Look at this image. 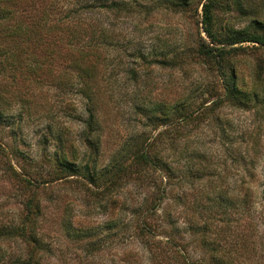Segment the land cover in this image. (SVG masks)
Instances as JSON below:
<instances>
[{"label": "rangeland", "instance_id": "1", "mask_svg": "<svg viewBox=\"0 0 264 264\" xmlns=\"http://www.w3.org/2000/svg\"><path fill=\"white\" fill-rule=\"evenodd\" d=\"M77 1L15 0L5 7L9 18L0 19V229L22 226L25 204L33 199L40 208L27 228L44 245L38 253L40 264H175L160 251L167 239L162 230L161 235L147 238L138 234L136 223L129 222L124 207H138L143 195L135 184L123 181L118 195L110 200L80 179L55 180L46 175L52 171L48 158L57 146L68 156L76 153L78 160L88 151L78 146L86 115L77 94L76 73L69 68L74 46L60 39L62 9ZM101 1H94L93 13L78 14L70 25L106 27L109 32L102 73L115 85L97 79L101 91L120 92L124 100L111 102L105 92L99 102L98 163L104 166L130 136L141 132L155 136L161 130L144 127V119L131 105L132 96L138 94L146 102L190 93L197 100L209 101L214 93L205 91L218 79L206 60L194 54L198 36L207 39L201 8L206 0H188L187 6L175 10L158 6L157 0H103L108 4L124 1L129 11L98 8ZM220 1L213 21L219 34L228 38L247 31L264 36V28L252 22H264V0H239L241 9L235 5L237 0ZM16 26L26 34H13ZM231 47L238 49L226 60L235 68L241 90L256 92L258 99L251 96L247 108L223 101L214 111H206L196 129L181 134L178 149L186 150L184 154L174 155L179 169L188 161L192 168L205 170L195 187L223 193L222 208L204 199L200 215L189 205L198 200L197 188L187 191V206L177 204L182 184L177 183L160 213L173 214L172 225L165 222L164 227L173 230L175 242L184 245L193 260L203 255V248L190 228L205 224L210 238L217 237L226 248L233 246L240 264H264V46L245 42ZM154 50L168 58L182 50L188 55L178 67H163L156 63L162 56L149 53ZM65 51L72 54L65 58ZM131 68L138 72L136 83L127 73ZM22 178H30L35 185ZM246 192L248 201L240 210L237 198ZM209 197L214 199V194ZM160 218L157 223H162ZM25 255L20 237L0 242V264H13L12 260Z\"/></svg>", "mask_w": 264, "mask_h": 264}, {"label": "trees", "instance_id": "2", "mask_svg": "<svg viewBox=\"0 0 264 264\" xmlns=\"http://www.w3.org/2000/svg\"><path fill=\"white\" fill-rule=\"evenodd\" d=\"M14 1L0 0V19L9 18L8 14L10 13L7 12L5 7L12 2L14 3ZM94 1L98 0H78L75 3L76 5L62 9L65 14L63 13V19L60 21L63 24V33L60 36L61 41L64 45L72 44L74 46L72 49L73 54L70 51H65L63 56L65 58L69 54L74 56V59H70L71 65L69 68L76 73L77 94L80 95L84 107L83 111L86 115L83 120L85 128L79 135L78 146H83L88 151L78 160L76 153L73 152L68 156L63 153L61 147L57 146V150L48 158V162L52 166V171L46 174L48 179L59 180L68 177L80 179L87 187L92 188L94 192L108 196L110 200L113 195H118V191L123 187V181H130L138 187V193L143 195L138 207L129 204L128 207L127 205L124 207L125 213L130 216L129 222L136 223L138 234L147 238L161 235L159 230H162L167 239L162 243L160 251L166 257L171 258L175 264H240L237 259V252L233 246L230 245L226 248L221 245L217 237L210 238L206 234L205 224L195 225L190 228L192 233H196L200 237V244L203 248V255L199 259L193 260L187 254L185 246L175 242L172 237L173 230L167 231L164 227L165 222L167 224L170 222L172 225L173 214L171 212L160 213V211L175 184H183L179 185L180 193H178L176 198L177 204L180 203L183 206H187V191L190 189L193 191L197 188L195 184L204 178L205 170L203 168H192L190 162L186 161L183 167L179 169L181 167L180 161L174 160L175 154L183 155L184 151H186L182 148L178 149L179 138L183 139V133H187L188 129H196V125L202 121L206 111H214L223 101L235 107L247 108L251 96L256 100L258 99L256 92L241 90L235 68L229 60H226V56L231 51L238 49L231 47L235 44L251 42L264 46V36L257 33L249 34L247 31H239L225 38L213 28V21L216 17L214 9L220 6L221 1L206 0L201 8L202 31L207 39L200 35L198 36L194 54L206 60L208 63L207 68L214 71L218 79L217 83L209 85L205 91V93L213 91L215 98L209 101L201 100V98L197 100L190 93L187 95L177 93L170 100L158 98L145 102L139 96H136L138 94H135L132 96L131 101L133 103L131 105L134 108V112L144 119V127L151 126L153 130H161L155 136L146 132L130 136L116 149L109 161L104 166H101L98 163L101 146L100 125L97 115V110L100 106L99 102L105 92H107V100L111 102L124 100L121 98L124 95L120 92H110V90L101 91V85L98 82V79H100L105 81L108 86L112 83L115 85L113 80L110 81V77L106 76L104 78L102 73L103 66L106 63L105 54L109 46L108 29L106 27L93 29V26H74V28L70 25L71 22L77 20L78 14L93 13L94 7H96ZM246 1L249 3L251 0ZM240 2L237 0L234 3L239 5L241 9L242 4H239ZM157 3L158 6L162 5L166 9L175 10L179 7L187 6L188 0H157ZM127 5L124 1H114L112 4H108L102 0L98 8L129 11ZM252 22L254 25L264 28L263 21L253 19ZM30 31L35 32L34 29ZM20 33H22L20 26L13 28V34L19 35ZM22 34L25 35L26 32ZM184 52V50L174 52L169 58L166 57V54L157 50L149 53L153 57L162 56L161 60H156V63L160 66L178 67L183 63L185 56L188 55V53L184 55ZM137 55L144 60L143 54L137 52ZM127 73L131 75L129 77L133 82H138L137 70L131 68ZM219 88L223 93L222 95L217 94V89ZM208 95L211 94L208 93ZM207 103L209 105H206ZM170 135L175 136L170 137ZM56 140L59 144L62 141L60 136ZM186 155L187 157H192L193 154L187 152ZM14 175L20 176L19 174ZM22 181L29 185H35L30 178H22ZM184 185H189L190 187H184ZM210 194H214V199L209 197ZM222 195L223 193L217 189L204 192L202 188H197L198 200H195L193 204H188L193 209H198L201 215L203 213L202 205H204V199L206 202H210V206L222 208ZM237 200L240 204V210H242L248 201V193H244ZM225 206L226 208L230 207V204L226 203ZM39 208L38 202H34L33 199L28 200L25 204L27 213L22 226L0 229V242L20 237L24 243L25 257L15 258L12 260L13 264H40V254L38 253L44 250V245L35 231L27 228L33 221L34 211H38ZM225 213H228V210ZM157 217H161L162 223H157ZM111 227H115V225ZM70 229L67 226L69 235H71ZM74 233L77 235L78 232ZM79 235L84 237L86 234Z\"/></svg>", "mask_w": 264, "mask_h": 264}]
</instances>
